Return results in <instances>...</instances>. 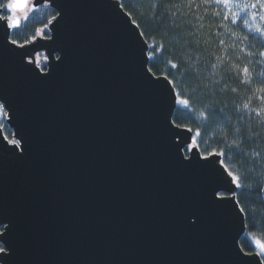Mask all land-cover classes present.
I'll return each mask as SVG.
<instances>
[{
    "label": "water",
    "instance_id": "95a60500",
    "mask_svg": "<svg viewBox=\"0 0 264 264\" xmlns=\"http://www.w3.org/2000/svg\"><path fill=\"white\" fill-rule=\"evenodd\" d=\"M44 5L48 38L19 47L20 27L0 22V103L21 144L0 133V264H254L242 217L215 199L231 186L198 149L184 158L191 134L172 127L120 1L34 0L30 13ZM38 53L45 71L28 63Z\"/></svg>",
    "mask_w": 264,
    "mask_h": 264
},
{
    "label": "trees",
    "instance_id": "16d2710c",
    "mask_svg": "<svg viewBox=\"0 0 264 264\" xmlns=\"http://www.w3.org/2000/svg\"><path fill=\"white\" fill-rule=\"evenodd\" d=\"M123 11L139 25L140 33L147 44L163 45L166 50L163 56L157 54V58L148 62L147 68L158 71L161 75H168L169 79L176 81L177 91L183 93L186 97L191 93L192 88L197 83L208 84L210 87L206 90L197 91L196 96L200 98L201 103H210L215 101L217 108H225L226 113L231 115L232 127L230 130L225 125L215 119L203 121L190 114L187 110L179 105L172 116L173 123L193 128L204 129L201 137L197 138L198 151L200 155L215 150L218 145L232 144L242 136L256 137L255 143L242 144L234 147L228 153L227 163L233 172L240 176H248L247 180L242 181L245 184L243 191L237 193L242 204L249 210L250 215L245 217V224L255 226V232L250 233L248 228L240 238V248H248L250 235L254 234L257 238L264 239V195H258L255 180L264 175V131L259 121L260 118L255 113L242 112L243 119L240 120V113L233 111L234 105L242 109L243 103L249 102L250 107H264L260 101L255 99L253 89L255 84L243 85L240 83L239 74L231 68L233 63L240 67L248 64L249 60L255 61L258 56L249 57L247 51H258L252 46L251 33H246L243 29V20L233 26L230 19L227 22L222 21V10L220 17H214L213 10L215 5L207 8L203 0H119ZM242 2L251 3L252 0H242ZM4 0H0V6ZM120 5V6H121ZM258 11V9L251 10ZM172 13H176L173 17ZM56 12L47 5L40 7L31 13L30 16L22 23L20 28L13 32L10 40H16L18 45L29 43L36 36V29L44 28ZM260 12L255 21L256 25L264 27V21L260 20ZM244 18H248L244 16ZM251 22V21H250ZM221 23L227 27H218ZM231 29L237 36L244 34L249 35L248 41L240 42L234 39ZM45 37H48L46 34ZM163 37V38H162ZM225 40L229 45L227 56L223 61L216 60L215 57L220 55L223 49L219 46V40ZM234 45V47H231ZM245 51L241 52L240 49ZM172 60L180 65L179 71H168L166 62ZM217 65L212 68V64ZM45 71V68L42 69ZM264 71V62L253 69V75H258ZM199 73V77L192 79ZM219 81V84L214 82ZM187 85V86H186ZM227 86V93L221 95L219 89ZM213 87L216 89L213 94ZM236 87L237 92L232 93L231 88ZM193 107L200 109V104L193 103ZM264 115V113H262ZM4 127L3 121L0 120V128ZM239 129L240 131H236ZM257 133H261L257 137ZM3 135L11 139V131L8 128L3 129ZM252 183V187L247 185Z\"/></svg>",
    "mask_w": 264,
    "mask_h": 264
},
{
    "label": "snow or ice",
    "instance_id": "6c2138e0",
    "mask_svg": "<svg viewBox=\"0 0 264 264\" xmlns=\"http://www.w3.org/2000/svg\"><path fill=\"white\" fill-rule=\"evenodd\" d=\"M34 0H4L2 6H0V22H2L8 29H17L20 27V15L23 14L24 18L27 19V14L32 10ZM38 2V0H36ZM207 12V8L215 5V9L213 10L214 17H220L222 10V21L227 22L230 19L231 25H237L241 20H243V29L246 30V33H251L252 46L257 48L258 51H247L246 55L249 57L258 56L259 59L252 61L249 60L248 64L243 67L238 66L233 63L231 65L232 69H235L239 74L240 83L243 85H251L255 84L256 87L253 89V94L255 99L260 101L262 105H264V71H261L258 75H253V69L257 65H261L264 62V27L255 24L257 16L260 12H264V0H252L251 3L242 2V0H203ZM121 7H123L121 5ZM258 9V11H251ZM172 16L175 17L176 13H172ZM247 16L248 18H244ZM56 17H52L48 23H52V20H55ZM260 20L264 21V15H260ZM251 21V22H250ZM134 28H138L139 25L136 24L135 21L132 22ZM218 27H227L226 24L221 23ZM47 28V24L44 25V28L36 29L37 35H41L44 33V29ZM228 31L232 32L231 29ZM144 33H138V36H143ZM232 36L234 39H239L241 43L244 41H248L250 39L249 35L244 34L241 36H237L235 32H232ZM163 38V37H162ZM35 39V37H33ZM9 43L16 45V40H10ZM19 47H24L23 44L18 45ZM219 46L223 51L220 55L216 56L215 59L219 61H223L227 56L229 45H226L225 40H219ZM231 47H234L232 45ZM143 52L146 54L145 63L149 61H153L157 58V54L163 56L166 51L163 48V45L157 46L156 44H146L143 47ZM241 52H244L245 49L241 48ZM56 59H60V57H56ZM48 62V57L44 56L43 53L38 54L32 60H29V64H34L37 68L42 67L44 64ZM168 66V71L176 70L179 71L180 65L176 62H173L171 59L166 62ZM212 68H216L217 65L213 63ZM199 73L196 74L195 77H190L192 79H196L199 77ZM146 77L152 81L160 82L165 81L166 86L169 89L170 99L172 101L173 106L179 105L185 110H187L190 114H194L198 116L200 120L208 121L210 119H215L222 122L226 128L229 130L234 127L231 121V115L226 113L225 108H217L216 102L210 103H201L200 98L196 96L197 91L206 90L210 87L208 84L201 85L197 83L195 87L192 88L191 93L186 97L180 91H177L176 81L174 79H169L168 75H161L158 71H154L152 68H149L146 72ZM219 81L214 82V84H219ZM187 86V85H186ZM216 89L213 87V94H215ZM221 95L227 93V86L225 85L223 88L219 89ZM232 93L237 92L236 87L231 88ZM249 102L243 103L242 109L239 106H235L233 111L236 113H240L239 119H243L242 112H250L255 113L256 117L260 118V125L262 126V131H264V107L253 108L250 107L252 97L248 98ZM193 103L200 104V109H196L193 107ZM9 112L6 111L5 105L0 103V119H8ZM172 127L181 129L187 133H190L189 142L184 145L185 150V159H189L188 153H196L198 148L197 138L201 137L204 129L202 127H197L193 132V128L186 127L184 125H180L177 123H172ZM3 129H0V133H2ZM236 131H240L236 129ZM261 133H257V137L260 136ZM4 140L7 141L8 144L12 145L14 148H20L21 144L19 140L9 139L7 136L3 137ZM223 137L221 138L222 144L218 145L215 150L209 151L206 154L199 155L198 158L207 162L210 158L213 159V162L222 170V174L224 178L228 181L230 190L227 193H215V199L219 201L228 200L232 203L233 207L242 217V229L248 228L250 233L255 232V226L245 224L243 218L250 215L249 210L242 204V201L238 198L237 193L243 191L245 188V184L242 182L248 179V176H240L233 172L232 168L227 163L228 153L234 147H237L242 144H247L249 142L255 143L256 137H248L242 136L239 140H235L232 144L223 145ZM264 150V149H262ZM256 184V190L258 195H264V175L261 176L260 179L254 181ZM248 188L252 187V183L247 185ZM264 227V224L261 225ZM250 243L248 248L241 247L239 252L243 254V257H249L254 261V264H264V239L257 238L256 235L252 234L249 237ZM8 252H12L13 249L11 246L7 249ZM6 249L0 247V253H5Z\"/></svg>",
    "mask_w": 264,
    "mask_h": 264
},
{
    "label": "rangeland",
    "instance_id": "374dc122",
    "mask_svg": "<svg viewBox=\"0 0 264 264\" xmlns=\"http://www.w3.org/2000/svg\"><path fill=\"white\" fill-rule=\"evenodd\" d=\"M29 16H30V13L27 14V18H28ZM20 17H21L22 22H25L26 19L24 18V15L21 14ZM46 34L49 35L50 33H49L48 29L45 28V29H44V33L41 34V35H37V33H36L35 38H36V39H37V38H46V37H45ZM38 54H40V53H38ZM38 54L34 55V57L37 56ZM34 57H33V58H34ZM28 61H29V60H28ZM46 65H47V63L44 64V65H43L42 67H40L39 69L42 70L43 68L46 67ZM42 71H43V70H42ZM0 120L3 121V123H4V127H2L1 129H4L5 127L8 128V126H7L6 123H5V120H4V119H0ZM11 136H12V132H11ZM11 136H10V137H11ZM11 139H12V137H11ZM184 153H185V150H184ZM1 232H2V228L0 227V233H1ZM0 247H2L1 244H0Z\"/></svg>",
    "mask_w": 264,
    "mask_h": 264
}]
</instances>
